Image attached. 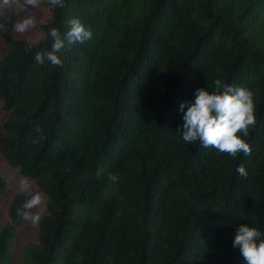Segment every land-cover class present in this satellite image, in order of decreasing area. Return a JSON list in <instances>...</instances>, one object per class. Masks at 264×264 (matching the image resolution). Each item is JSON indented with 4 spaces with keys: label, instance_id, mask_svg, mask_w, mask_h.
Returning a JSON list of instances; mask_svg holds the SVG:
<instances>
[{
    "label": "trees",
    "instance_id": "obj_1",
    "mask_svg": "<svg viewBox=\"0 0 264 264\" xmlns=\"http://www.w3.org/2000/svg\"><path fill=\"white\" fill-rule=\"evenodd\" d=\"M32 10L35 27L16 33L23 14L0 0V159L47 207L28 264H244L236 228L264 233V0H41ZM77 18L91 39L65 40L62 67L37 63L49 29L63 37ZM216 79L254 93L250 155L177 132L180 104ZM110 184L120 194L97 200ZM29 198L15 195L1 214L0 264Z\"/></svg>",
    "mask_w": 264,
    "mask_h": 264
},
{
    "label": "clouds",
    "instance_id": "obj_2",
    "mask_svg": "<svg viewBox=\"0 0 264 264\" xmlns=\"http://www.w3.org/2000/svg\"><path fill=\"white\" fill-rule=\"evenodd\" d=\"M11 2L23 14L21 19L15 21L13 32L23 34L34 28L36 15L32 9H38L41 0H11ZM47 2L54 7L64 6V0H47ZM4 3H9V0H4ZM67 23L68 31L63 37L58 28L49 29L51 48L36 52L34 59L37 63L43 65L48 61L52 66L62 67L58 53L64 47L65 40L69 43H83L91 39V31L78 18L70 19ZM30 50L31 46L26 49V51ZM213 84L214 90L198 88L194 92L192 101L180 104L179 111L183 113V124L177 128V132L186 143L199 141L204 148L211 146L233 158L241 153L245 156L250 155L251 148L245 138L256 123L254 93L244 87L228 85L220 79L214 80ZM39 131L37 128V132ZM236 171L240 176L247 177L243 164H240ZM96 174L102 175L103 169H98ZM108 179L116 183L120 177L118 174H109ZM20 188L25 192L29 190L30 183L27 177L20 180ZM46 211L43 193L36 192L30 195L23 208L18 209L17 214L24 221L35 226L39 224ZM233 247L239 249L244 264H264V233L259 229L240 224L235 230Z\"/></svg>",
    "mask_w": 264,
    "mask_h": 264
},
{
    "label": "rangeland",
    "instance_id": "obj_3",
    "mask_svg": "<svg viewBox=\"0 0 264 264\" xmlns=\"http://www.w3.org/2000/svg\"><path fill=\"white\" fill-rule=\"evenodd\" d=\"M0 175L4 181V189L0 195V226L4 224V217L1 214L7 210V207L13 197L17 194L23 193L20 188V180L23 178L19 176L16 169L11 168L3 159H0ZM30 188L27 191L29 195L40 192L38 187L29 180ZM119 189L113 184L108 186L106 191H103L97 198V200H102L103 198L113 195L118 196ZM35 211V210H33ZM36 233L37 225H32L27 222L25 227L18 229L14 236L10 239L8 249L6 252V258L1 264H28V250L30 251L35 247L36 244Z\"/></svg>",
    "mask_w": 264,
    "mask_h": 264
}]
</instances>
